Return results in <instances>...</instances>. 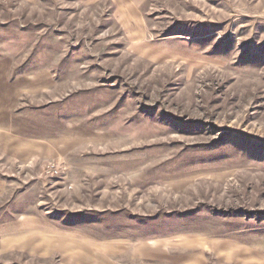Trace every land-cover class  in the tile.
Returning a JSON list of instances; mask_svg holds the SVG:
<instances>
[{"label": "rangeland", "instance_id": "1", "mask_svg": "<svg viewBox=\"0 0 264 264\" xmlns=\"http://www.w3.org/2000/svg\"><path fill=\"white\" fill-rule=\"evenodd\" d=\"M24 84L0 142L64 137L0 144V264H264V0H0Z\"/></svg>", "mask_w": 264, "mask_h": 264}, {"label": "crops", "instance_id": "2", "mask_svg": "<svg viewBox=\"0 0 264 264\" xmlns=\"http://www.w3.org/2000/svg\"><path fill=\"white\" fill-rule=\"evenodd\" d=\"M29 89H30L29 86L26 87V84L20 86L18 91H16L17 89H14L13 92H10L11 94L9 100L8 101L6 100V102L4 99L0 100V105L2 104L4 105L6 103V105L8 106L9 105L13 106L16 109V111H22V110L28 111L32 109L33 105H35L36 107L42 105L40 99L37 98H35L34 100L31 99L30 97L31 94L29 93L30 92ZM25 93H27L28 95ZM36 128H38L39 131L34 132V135L32 131L30 133L19 132L18 134H15L18 136V139L15 137V142L11 143L12 140L8 138L6 142H0V144L7 146L8 150H11V146L16 145V146H20V148L18 149L30 155L33 152L42 154L44 153V151L42 152L43 145H48L49 143H53L54 142L53 139H55L57 136H59L61 139L62 137H64L63 131H61L59 135H57L58 133H56L54 134V137L53 136L49 137L48 132L41 131L42 128L40 127H36ZM61 148H63V146ZM58 152L59 151L57 150V153ZM45 155H47V151L45 152Z\"/></svg>", "mask_w": 264, "mask_h": 264}, {"label": "built area", "instance_id": "3", "mask_svg": "<svg viewBox=\"0 0 264 264\" xmlns=\"http://www.w3.org/2000/svg\"><path fill=\"white\" fill-rule=\"evenodd\" d=\"M44 176H55L58 174V166L54 163H47L43 168Z\"/></svg>", "mask_w": 264, "mask_h": 264}]
</instances>
